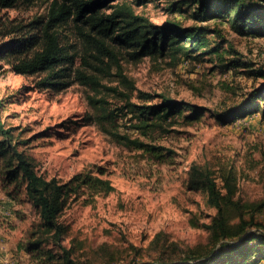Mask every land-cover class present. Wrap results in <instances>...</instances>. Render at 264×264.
<instances>
[{"label": "rangeland", "instance_id": "rangeland-1", "mask_svg": "<svg viewBox=\"0 0 264 264\" xmlns=\"http://www.w3.org/2000/svg\"><path fill=\"white\" fill-rule=\"evenodd\" d=\"M171 1L149 0L137 10L155 23L177 19L183 26L198 24L186 13L169 11ZM50 2L35 0L0 7V43L12 34L18 36L19 31L12 30L21 29L19 25L24 32L33 33L27 24L35 18L44 19ZM201 24L221 30L228 41L221 46L224 57L230 56L226 50L230 45L252 68L264 69V35H241L221 19ZM8 31L12 33L7 34ZM60 31V41L74 55L75 67L99 75L85 62L93 63L90 54L94 50L72 27H62ZM209 36L220 39L215 33ZM0 63V117L7 126L14 127V138L23 141L20 148L31 156L38 173L66 182L76 173L86 172L107 179L111 185L107 191L81 186L79 193L68 195L59 213V220L67 226L63 244L70 248L69 257L74 264L195 261L194 255L213 248L206 225L216 209L209 204L205 190L190 188L188 179L193 164L209 166L218 186L222 185L220 167L234 166L245 218L264 224L261 111L227 123L209 115L191 124L177 122L174 131L158 140L175 153L157 160L119 145L93 122H84L85 113L93 111L87 97L94 91L74 76L70 77L69 86L54 91L36 86L42 73L20 74L6 60ZM120 64L137 88L209 109L236 106L263 80L241 70H225L212 55L176 60L169 56L122 59ZM110 72H116L114 65ZM99 76L107 85L118 82L115 76ZM108 100L117 103L112 93ZM263 106L264 100L259 109ZM121 121L124 122L117 120ZM2 164L0 158V169ZM38 240L41 244L37 249H28L31 242ZM62 263L63 251L41 228L24 181H0V264Z\"/></svg>", "mask_w": 264, "mask_h": 264}, {"label": "trees", "instance_id": "trees-1", "mask_svg": "<svg viewBox=\"0 0 264 264\" xmlns=\"http://www.w3.org/2000/svg\"><path fill=\"white\" fill-rule=\"evenodd\" d=\"M33 1L0 0V7H15L18 3ZM147 2L149 0H51L45 18H35L27 24L33 33L24 32L19 25L21 29L12 30H18V36L12 34L0 43V61L6 60L20 74L42 73L35 81L36 86L49 90L65 89L71 84L70 77L74 76L94 91L87 97L93 111L85 113L84 122H93L119 145L140 150L157 160L175 153L158 140L174 131L177 122L191 124L209 115L220 123H227L257 111L264 115V106L259 109L264 100V69L252 68L251 63L230 45L226 47L230 56L224 57L221 46L228 41L222 37L221 30L201 24L221 19L241 35H264V0H172L168 10L186 13L198 22L190 26H183L177 19L155 23L147 14L137 10ZM62 27H72L86 41L89 49L94 50L90 54L94 61L92 64L85 62L101 76L117 77L116 85H107L100 81L99 75L75 67L74 55L68 53L60 41ZM209 33H215L220 39L211 38ZM34 47L33 53L27 54ZM206 55L214 56L225 70H241L263 80L254 85L236 106L209 109L164 93L137 88L123 73L120 64L122 59L139 61L144 57L157 59L165 56L174 60L198 59ZM113 65L115 73L110 72ZM111 93L117 100L115 104L108 100ZM118 119L124 122L118 123ZM13 129L0 117V158L3 160L0 181H24L27 197L39 215L41 228L63 251L62 264H74L69 257L70 248L63 244L67 226L59 220V213L68 195L79 193L81 186L107 191L111 185L107 179L86 172H78L66 182L46 178L38 173L28 152L20 148L23 141L14 138ZM220 170L221 186L207 165L193 164L188 179L190 188L206 191L209 204L216 209L206 225L214 247L194 255L195 261L183 259L160 264H264V224L245 218L244 205L238 197L235 167L223 165ZM235 218L237 220L233 221ZM40 244V240L31 242L28 249H37Z\"/></svg>", "mask_w": 264, "mask_h": 264}]
</instances>
